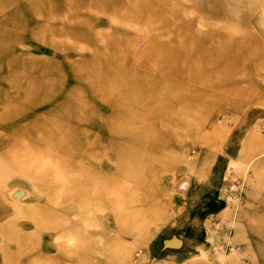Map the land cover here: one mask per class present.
<instances>
[{
    "label": "rangeland",
    "instance_id": "1",
    "mask_svg": "<svg viewBox=\"0 0 264 264\" xmlns=\"http://www.w3.org/2000/svg\"><path fill=\"white\" fill-rule=\"evenodd\" d=\"M0 112V264H264V0H0Z\"/></svg>",
    "mask_w": 264,
    "mask_h": 264
},
{
    "label": "bare ground",
    "instance_id": "2",
    "mask_svg": "<svg viewBox=\"0 0 264 264\" xmlns=\"http://www.w3.org/2000/svg\"><path fill=\"white\" fill-rule=\"evenodd\" d=\"M243 86V85H242ZM241 86V87H242ZM248 94V93H247ZM18 117H15L13 120H11V114L10 113H6V112H0V126H3V125H7V122H13V121H15L16 119H17ZM59 123V122H58ZM45 141V140H44ZM94 141V140H93ZM97 141V140H96ZM95 141V142H96ZM46 142L47 141H45V144H46ZM97 143V142H96ZM84 155H88L87 153H83ZM84 157V156H83ZM31 158V157H30ZM86 158H87V156H86ZM91 165V164H90ZM84 166V165H83ZM92 166V165H91ZM83 168H85L84 170H82L81 172H82V176H86V178H88L87 179V182H81L80 181V186L81 187H87V189H88V187L90 186V185H96V183H97V181L96 180H94L93 178L91 179V176L89 177V172H90V170H92V167H90L89 165L87 166V164L83 167ZM96 172V171H95ZM86 189V188H85ZM93 195V194H92Z\"/></svg>",
    "mask_w": 264,
    "mask_h": 264
},
{
    "label": "built area",
    "instance_id": "3",
    "mask_svg": "<svg viewBox=\"0 0 264 264\" xmlns=\"http://www.w3.org/2000/svg\"><path fill=\"white\" fill-rule=\"evenodd\" d=\"M229 182V184H227ZM226 187L228 191H226V196L230 198L231 201H234L238 194H241L244 188V182L239 177H234L233 179L227 180Z\"/></svg>",
    "mask_w": 264,
    "mask_h": 264
}]
</instances>
